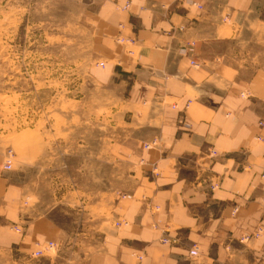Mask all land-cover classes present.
Segmentation results:
<instances>
[{
    "label": "crops",
    "instance_id": "crops-1",
    "mask_svg": "<svg viewBox=\"0 0 264 264\" xmlns=\"http://www.w3.org/2000/svg\"><path fill=\"white\" fill-rule=\"evenodd\" d=\"M82 16L98 115L54 141L81 161L54 163L47 213L22 206L0 154V264H264V0H93ZM21 143L24 168L50 155L40 131ZM70 216L100 235L89 251Z\"/></svg>",
    "mask_w": 264,
    "mask_h": 264
},
{
    "label": "rangeland",
    "instance_id": "rangeland-1",
    "mask_svg": "<svg viewBox=\"0 0 264 264\" xmlns=\"http://www.w3.org/2000/svg\"><path fill=\"white\" fill-rule=\"evenodd\" d=\"M92 1L0 0V154L5 164L11 153V171L22 190V206L35 203L41 213L55 204L52 169L55 162L65 160L54 158L55 142L68 145L71 134L83 139L84 118L98 115L89 107L98 90L87 74L91 35L82 16ZM92 125L100 134L103 125ZM22 130H29V137L37 131L45 135L50 142L49 157L24 168ZM75 156L66 158V164L81 161L79 154ZM68 218L72 229L84 233L78 242L89 251L100 235L87 234L91 224L83 216ZM46 245L37 244V249ZM28 259L22 264H30Z\"/></svg>",
    "mask_w": 264,
    "mask_h": 264
},
{
    "label": "built area",
    "instance_id": "built-area-1",
    "mask_svg": "<svg viewBox=\"0 0 264 264\" xmlns=\"http://www.w3.org/2000/svg\"><path fill=\"white\" fill-rule=\"evenodd\" d=\"M197 6L199 8H201V5H197ZM120 40L121 41H124V40H127L128 41V39H124V38H121V37H120L119 41ZM130 41L132 42V40H130ZM192 64H193V62H192ZM260 124H262V123H260ZM259 139H261V138L259 137ZM145 147H148V145H145ZM10 154L11 153L9 151V154L7 155V160H6V162H5L4 166H3V168L6 169V170H9L11 168V166H12L11 165V161L12 160L10 159V157H11ZM261 178L264 179V172L261 174ZM217 187H218V185L217 184H214V185L211 186V189L212 190H215ZM261 231H262V229L260 227L257 228V230L254 231L250 237H252V236H258ZM176 241H177V238H175V237L174 238H171L168 235H164V236H162L160 238V242L163 243V244L172 245ZM53 246H54L53 242L49 241V243H47V245H46V248L49 249V248H52ZM191 247H193L194 250H197L198 249V247H196L195 244H193ZM41 254H42L41 249H36L35 251H33L32 257L33 258L34 257H39Z\"/></svg>",
    "mask_w": 264,
    "mask_h": 264
}]
</instances>
